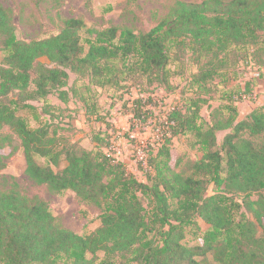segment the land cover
<instances>
[{
    "label": "trees",
    "instance_id": "obj_1",
    "mask_svg": "<svg viewBox=\"0 0 264 264\" xmlns=\"http://www.w3.org/2000/svg\"><path fill=\"white\" fill-rule=\"evenodd\" d=\"M180 46L198 63L205 59L195 81L213 76L230 55L247 48L264 68V0L176 1L166 19L138 34L126 27H86L69 17L58 33L30 41L17 38L0 5V128L8 126L20 139L30 180L52 192L69 189L100 209V225L79 235L58 226L39 197L0 189V264H89L86 254L99 250L100 264H202L207 254L217 264H264V102L239 119L234 101L231 115L211 122L199 114L197 99L189 98L184 111L173 106L160 123L158 146L138 166L145 182L104 151L103 136H93L91 149H57L43 114L61 108L30 103L54 92L66 102L68 70L99 87H122L127 80L141 86L143 78L170 86L169 51ZM247 92L252 88L242 95ZM143 101L133 99L131 112L145 120ZM85 104L89 118L95 107ZM20 108L31 110L35 125L16 114ZM225 129L217 146L215 133ZM186 132L202 152L188 176L168 164L172 137ZM208 184L214 186L211 195ZM141 197L152 204L149 213ZM198 218L207 224L204 230ZM186 232L193 244L183 242Z\"/></svg>",
    "mask_w": 264,
    "mask_h": 264
},
{
    "label": "rangeland",
    "instance_id": "obj_2",
    "mask_svg": "<svg viewBox=\"0 0 264 264\" xmlns=\"http://www.w3.org/2000/svg\"><path fill=\"white\" fill-rule=\"evenodd\" d=\"M176 1L199 3L202 0H0V5L8 10L17 38L30 41L58 33L64 20L69 17H77L86 27L96 29L114 26L118 32L124 27L136 34L146 32L167 18ZM252 51L253 48H247L237 52L235 57L230 55L228 64L217 69L216 74L195 81V75L202 71L198 68L205 59L198 63L196 54L189 48L173 47L169 51L168 68L171 76L170 86L167 87L150 84L145 78L141 80V86L127 80L122 87H99L91 84L88 76H80L68 70L67 85L64 87L67 91L66 102L61 101L54 92L44 100L30 103L38 109L44 101L61 108L49 115L43 114L49 133L54 134L57 149L64 145L91 149L94 145L93 136H103L108 140L104 151L124 162L128 171L145 182L144 171L138 166H145L146 153L158 146L156 141H159L161 135L158 131L160 123L173 106H180L184 111L189 107L190 99H197L199 114L208 122L226 119L231 115L228 107L234 106V101L238 115L241 113L240 117L248 112L250 102H254L260 94L247 92L244 97L242 92L249 91L251 86L245 89L243 85L251 83L253 73L255 77L260 73V78H264V70L258 68ZM3 55L0 47V62ZM33 87L31 84L30 88ZM137 97L144 99L142 110L149 111L145 120L132 116V101ZM85 101L89 107H95L89 118L85 114ZM16 114L25 117L30 125H35L30 109L20 108ZM228 131L225 129L215 133L217 146ZM0 142L1 160L4 163L0 170V189L14 188L28 198L39 197L46 202L58 226L79 235H85L100 225V209L94 204L82 201L69 189L52 192L46 185L35 184L27 177L20 139L8 126L0 128ZM169 154L170 169L188 176L202 152L195 143V137L186 132L172 137ZM37 161L43 163L44 159L38 157ZM139 162L141 165H138ZM64 165L65 161L62 160L59 169ZM213 193L214 186L208 184L206 194ZM141 201L149 213L152 204L146 197H141ZM197 220L201 230H204L207 224L200 218ZM194 241L193 235L186 232L183 242L193 244ZM86 257L90 260L89 264H100L104 252L99 250L94 255L87 253ZM58 264L70 263L59 261ZM202 264L217 263L207 254Z\"/></svg>",
    "mask_w": 264,
    "mask_h": 264
},
{
    "label": "crops",
    "instance_id": "obj_3",
    "mask_svg": "<svg viewBox=\"0 0 264 264\" xmlns=\"http://www.w3.org/2000/svg\"><path fill=\"white\" fill-rule=\"evenodd\" d=\"M261 71L264 70V68L260 69ZM252 79H250L251 83H247V85L249 84L252 88V92L260 94L258 95V97L256 98V100L254 102H250L249 104V110L248 112L243 115L242 117H240V115H238V118H244L251 110H253L255 107L261 105L264 102V78H260V76H256L254 75V73L252 74ZM245 86V83L244 85Z\"/></svg>",
    "mask_w": 264,
    "mask_h": 264
},
{
    "label": "built area",
    "instance_id": "obj_4",
    "mask_svg": "<svg viewBox=\"0 0 264 264\" xmlns=\"http://www.w3.org/2000/svg\"><path fill=\"white\" fill-rule=\"evenodd\" d=\"M257 75H259V73H257ZM244 97H246V95H243ZM254 97H255V95H254Z\"/></svg>",
    "mask_w": 264,
    "mask_h": 264
}]
</instances>
